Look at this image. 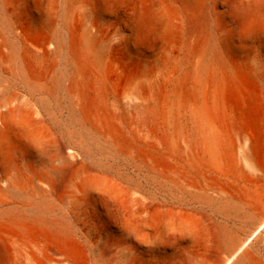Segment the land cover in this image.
Masks as SVG:
<instances>
[{
  "label": "bare ground",
  "instance_id": "bare-ground-1",
  "mask_svg": "<svg viewBox=\"0 0 264 264\" xmlns=\"http://www.w3.org/2000/svg\"><path fill=\"white\" fill-rule=\"evenodd\" d=\"M0 264H264V0H0Z\"/></svg>",
  "mask_w": 264,
  "mask_h": 264
}]
</instances>
